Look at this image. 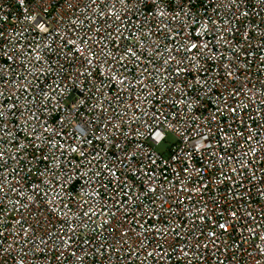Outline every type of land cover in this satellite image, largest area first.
Wrapping results in <instances>:
<instances>
[{
	"label": "built area",
	"instance_id": "built-area-1",
	"mask_svg": "<svg viewBox=\"0 0 264 264\" xmlns=\"http://www.w3.org/2000/svg\"><path fill=\"white\" fill-rule=\"evenodd\" d=\"M0 264H264V0H0Z\"/></svg>",
	"mask_w": 264,
	"mask_h": 264
},
{
	"label": "rangeland",
	"instance_id": "rangeland-1",
	"mask_svg": "<svg viewBox=\"0 0 264 264\" xmlns=\"http://www.w3.org/2000/svg\"><path fill=\"white\" fill-rule=\"evenodd\" d=\"M166 144H163V145H161L159 148H158V150L159 151H164L171 143H173L174 142V138H173V136L172 135H170V134H168L167 135V140H166Z\"/></svg>",
	"mask_w": 264,
	"mask_h": 264
},
{
	"label": "snow or ice",
	"instance_id": "snow-or-ice-1",
	"mask_svg": "<svg viewBox=\"0 0 264 264\" xmlns=\"http://www.w3.org/2000/svg\"><path fill=\"white\" fill-rule=\"evenodd\" d=\"M194 47H195V45H194Z\"/></svg>",
	"mask_w": 264,
	"mask_h": 264
}]
</instances>
